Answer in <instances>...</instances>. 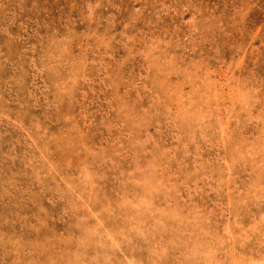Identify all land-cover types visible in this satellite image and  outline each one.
I'll list each match as a JSON object with an SVG mask.
<instances>
[{
  "label": "rangeland",
  "instance_id": "1",
  "mask_svg": "<svg viewBox=\"0 0 264 264\" xmlns=\"http://www.w3.org/2000/svg\"><path fill=\"white\" fill-rule=\"evenodd\" d=\"M0 264H264V0H0Z\"/></svg>",
  "mask_w": 264,
  "mask_h": 264
}]
</instances>
